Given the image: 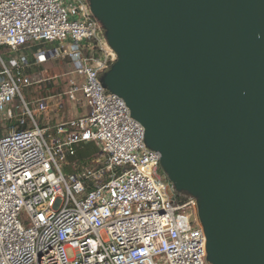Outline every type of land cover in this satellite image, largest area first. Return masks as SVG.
I'll use <instances>...</instances> for the list:
<instances>
[{
	"label": "built area",
	"instance_id": "2783aa9c",
	"mask_svg": "<svg viewBox=\"0 0 264 264\" xmlns=\"http://www.w3.org/2000/svg\"><path fill=\"white\" fill-rule=\"evenodd\" d=\"M59 58L74 78L30 110L27 72ZM115 61L88 0H0V264H208L196 201L176 202L143 128L100 83ZM66 102L87 112L39 125ZM88 143L99 156L71 161Z\"/></svg>",
	"mask_w": 264,
	"mask_h": 264
},
{
	"label": "water",
	"instance_id": "95a60500",
	"mask_svg": "<svg viewBox=\"0 0 264 264\" xmlns=\"http://www.w3.org/2000/svg\"><path fill=\"white\" fill-rule=\"evenodd\" d=\"M100 77L196 201L208 264H264V0H88Z\"/></svg>",
	"mask_w": 264,
	"mask_h": 264
},
{
	"label": "rangeland",
	"instance_id": "374dc122",
	"mask_svg": "<svg viewBox=\"0 0 264 264\" xmlns=\"http://www.w3.org/2000/svg\"><path fill=\"white\" fill-rule=\"evenodd\" d=\"M44 65L41 68L34 67L27 72V75L32 81V85L27 89H23L21 92L23 101L32 111L34 110L36 100L52 95L62 96L67 90L68 81L74 78L72 66L67 59L59 58ZM18 105H20V100H16L14 103V106ZM71 105V103L67 102L66 109L71 107ZM83 110L85 112L86 108L84 107ZM35 116L36 120H38V123L41 126L42 116L39 114H36ZM8 124L9 122H4L2 125L7 126ZM76 150L82 153L81 157H79L80 160L77 159L78 162H75L77 165L90 162L99 156V149L95 143L80 144L76 147ZM70 164L65 165L63 168L67 175L74 173L72 163ZM160 172L162 173L161 170ZM67 255L68 258H72V251L67 250Z\"/></svg>",
	"mask_w": 264,
	"mask_h": 264
},
{
	"label": "crops",
	"instance_id": "0c3cea01",
	"mask_svg": "<svg viewBox=\"0 0 264 264\" xmlns=\"http://www.w3.org/2000/svg\"><path fill=\"white\" fill-rule=\"evenodd\" d=\"M84 107L85 106H83L81 108L80 107L76 108L72 104L71 107H69L68 109H66V105H65V107L61 113H57L56 110H52L47 115L42 116L41 126L42 127L53 126L54 124H56L57 122H59L62 119L73 118V117H77V116H80L82 114H85L87 112V108L85 107L86 111L84 112V110H83Z\"/></svg>",
	"mask_w": 264,
	"mask_h": 264
},
{
	"label": "trees",
	"instance_id": "16d2710c",
	"mask_svg": "<svg viewBox=\"0 0 264 264\" xmlns=\"http://www.w3.org/2000/svg\"><path fill=\"white\" fill-rule=\"evenodd\" d=\"M28 59H29V61L31 62V63H33V61H32V58H31V56H28ZM43 65H41V66H37V68L38 67H42ZM45 66V65H44ZM101 77V76H100ZM30 87V86H29ZM29 87H27V88H29ZM27 88H24V89H27ZM23 91V90H22ZM64 101H65V99H64ZM67 103V102H66ZM66 103H65V105H66ZM4 122H2V124H3ZM12 125H16L15 124V122H12ZM81 152H79V151H77L76 150V156L73 158V159H71V161H73V162H78L77 161V159H79V157H81ZM80 160V159H79ZM81 164H84V163H81ZM174 193V198H175V200H176V202L177 203H182V202H184V201H186L188 198H190L187 194H185V193H176V192H173Z\"/></svg>",
	"mask_w": 264,
	"mask_h": 264
}]
</instances>
